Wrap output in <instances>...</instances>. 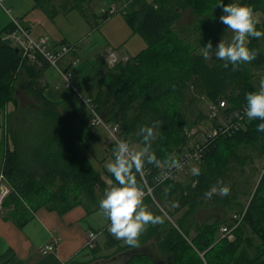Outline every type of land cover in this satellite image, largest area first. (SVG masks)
<instances>
[{"label": "trees", "instance_id": "16d2710c", "mask_svg": "<svg viewBox=\"0 0 264 264\" xmlns=\"http://www.w3.org/2000/svg\"><path fill=\"white\" fill-rule=\"evenodd\" d=\"M33 2L35 7L40 9L46 5L50 6V17H54L58 11L68 13L81 9L82 3H86L87 7L91 4V0H61L58 6H51V0ZM217 2L218 0H153L146 3L143 0H128L125 13L122 14L123 20L131 35L140 37L146 47L108 70L92 99L100 116L101 108L105 105L109 107L106 117L101 116L102 119L107 123L117 124L120 135L129 145L141 148V128L152 129L150 150L159 163H145L144 181L139 174L136 179L145 193L146 186L151 189V195L162 192L161 210L168 218H173L174 214L184 208L192 213L204 200L227 209L236 204L240 194L230 176L232 169L229 167L231 162L236 161V149L230 146L224 147L227 152L224 148L220 149L218 153L224 156L225 162L216 171L204 163L218 143L223 145L238 137L236 145H240V148L249 146L264 156V132L256 131L259 121H247L245 126L231 137H220L211 142L208 152L197 166L200 175L191 176L187 185L174 181L166 182L165 184L171 186L163 188L165 184L154 183L155 176L161 170L188 151L184 129H191L203 121L201 115L197 122L192 119L191 107L204 102L210 105L222 102L226 104V108L221 114L227 117L246 105V93L258 90L259 83L254 81V78L257 72L264 71V53L252 40H249L248 47L256 51V58L233 69L232 65L225 68L220 60L208 61L203 53L195 51L191 44L185 41L186 38L182 37L192 35L201 48L208 42H211L214 48L219 36L226 33V26L219 22L221 11L214 7ZM234 2L237 0H223L225 4ZM239 2L251 6L253 12H260L264 16V0ZM186 12L189 13L187 23L180 26L179 23ZM80 13L84 15L82 9ZM101 19L106 20L104 16ZM13 29L10 22L0 30V174L11 190L7 201L15 205L12 212L5 214V217L22 226L30 221L33 213L41 207L63 212L76 205L90 204L99 209L98 201L108 185L81 155L75 144V125L78 121L76 112L65 107L64 115L55 122V132L52 130L56 135L54 140L45 138L47 132L35 140L32 139L34 142H29L26 151L28 156L25 158L20 156L21 149L19 150L16 144L13 145L15 141L11 129L8 133L12 145L3 146L5 123L2 112L6 105L12 106L13 110L17 109L18 102L14 91L18 87L23 93L39 98L51 109L57 106L45 100L44 88L38 83L40 69L49 65L42 58H38L34 63H26L21 60L19 53L14 52L12 45L4 44V36ZM136 85L141 92L134 98L131 93ZM90 138L88 133L83 142ZM257 146L259 150L256 149ZM114 147L107 146L105 149L113 152ZM108 176L114 182L111 174ZM217 181L229 186L228 195L218 196L213 193L211 198H206L205 192L213 186L219 187ZM256 188L259 195L254 198L251 208L244 211L243 219L234 231V242L217 237L222 225L216 222L211 225H197L194 229L196 235L189 244V233L184 234L181 231L183 226L180 219L176 220L174 225L164 221L160 225L150 227L139 244L157 236L158 251L168 256L169 264H264V260H261L264 259V230L255 221L257 215L258 220L264 217V194H260L264 192V170ZM31 190L41 193L43 198L35 201L33 197H27ZM69 191L75 192L73 199L66 195ZM19 196L25 201L32 200V203L29 202V211L18 206ZM143 202L149 207L151 196L145 195ZM151 211L154 216H161V211ZM242 213L241 211L239 214ZM224 225L231 227L233 223ZM255 241H258V244ZM251 247L254 253H250ZM196 252L203 254L204 263ZM134 258L126 264H141ZM5 259L0 257V264H4Z\"/></svg>", "mask_w": 264, "mask_h": 264}, {"label": "rangeland", "instance_id": "374dc122", "mask_svg": "<svg viewBox=\"0 0 264 264\" xmlns=\"http://www.w3.org/2000/svg\"><path fill=\"white\" fill-rule=\"evenodd\" d=\"M121 1L122 0H91V4L88 5L89 7L85 5L86 3H82L80 5H82L81 9L84 15L80 13L81 9L79 8V10L74 9L68 13H62V11H58L57 19L53 20L54 24L50 23L46 32L42 34L43 36L48 37L52 42L54 40H59L57 41L58 43L62 42L69 45L83 41L81 48H79L75 53L79 63L75 68V73H73V78L71 79V89H68L64 86L63 81L59 76L56 75V73H54V71L49 69V74L47 73L45 75L46 80L48 81V90H58L56 91L59 94L58 101L62 103V105H67L69 109L76 112L81 120L89 119L90 115L88 111L82 106L81 100L79 98L84 100H92L95 97L97 88L101 84L103 76L108 72V69H106V65L103 61L106 55L110 56L109 52L108 54L106 52L107 48L110 47L114 51L122 52L125 56V60L121 62H125L127 59L126 57H133L146 47V44L140 37L137 35L132 36L130 34L121 13H117L108 20L101 19V12L103 10L108 9L110 6H115L117 9H120L123 5V2ZM54 2L59 3L61 0H53V3ZM34 6L35 4L33 0L4 1L3 7L5 9H9L10 14L8 16L0 7V30L10 24V18L19 21L23 26L29 24L32 27H37V24L39 26V23H37L38 20H36L39 16H42L43 21L44 19L48 20L46 10H49L50 6H45L44 8L37 10L34 9ZM83 16L89 18V20ZM188 16L189 13L186 12L183 16V19L179 23L180 26L187 23ZM254 17L257 21L256 27L261 31H264L263 14L260 12H254ZM43 23L45 22H42V24ZM121 28L124 31H121ZM232 35L233 33L226 29V33H223L221 36H219L217 43L219 41L225 43L230 42ZM182 37L184 39L186 38L185 41L191 44L195 51L198 53H203V49L193 40L192 35ZM250 40H252V42H254L264 53V36L258 40L254 38ZM212 53L209 51V57L207 60L211 62L218 60L213 56ZM262 79H264V71L257 72L254 81H257L260 84ZM140 92L141 91H139V87L136 85V87L132 89V97H138ZM14 97L18 102L17 109L13 110L12 106L6 105L2 112L5 123V129L3 130V146L8 147L10 144L12 145V143L9 142L10 134L8 133V130L11 129L12 133H14L15 142L13 145L16 144V146L19 147V150L21 149L22 152L20 153V156L21 158H25L28 156V152L26 151L29 142L33 143L36 138L43 136L45 132L48 133H46L47 135L45 137L47 140H54L56 135L52 130L55 132V122H57V118L59 119L62 115H64L65 107L57 105L51 109L46 106L45 103H43L39 98L23 93L19 87L14 91ZM47 97L50 98L49 94L46 95V98ZM191 108L193 111L192 119L197 122V119L201 115L203 117V121L198 122V125L191 129L190 127H186L184 129L183 135L186 137L188 148L197 142L200 136H202L205 131L210 129L211 125L214 126V123L211 124L209 120L210 104L208 102L194 105V107ZM108 110L109 107L107 105L101 108L100 114L103 118L106 117V112ZM220 112H222V110H220ZM79 118L76 123H81ZM77 128L78 126L75 125V130L77 132L75 135V138L77 137L75 144L79 152L91 164L94 170L95 168L97 169L95 171L101 175L102 180L106 185L109 186L111 179L108 176L110 173L106 170V165H102L101 160L98 161L97 159L95 160L93 158L94 153L89 152V149H91L89 146H87L89 147L88 149L83 146L85 144L83 141L87 138L88 129L86 130L84 126H82V129L79 130H77ZM102 138L105 139V132L103 133ZM237 138L238 137H235L223 145L222 143H218L219 145L217 148L213 149L204 160V163H206L211 170L216 171L225 162L224 156H220L218 153L220 149L226 146L236 149V161L231 162L229 167L232 169L230 171V176L233 180V183H235L238 187L240 194L236 202L237 204L234 203V205L227 209L219 204L212 205L209 201L204 200L203 204L197 207L194 212L189 213L188 209L184 208L179 213L174 214V218H168L166 213L161 210L163 205L161 204L160 200L162 192H160L151 195V205H149L148 208L150 210L155 209L162 211L161 216L159 217L160 220L162 218L165 222L168 221L175 224L176 220L182 219L183 230L181 229V231L184 234L188 232L191 238L196 235L194 229L197 225H211L215 224L216 222H219L221 225L229 224L231 223L233 215L239 214L244 209L247 210L251 208L254 198L259 195V192H257L256 183L260 175L261 166L264 164V162H262V155H259L255 149H251L249 146L240 148V145H236V142L238 141ZM11 147L12 146H10V148ZM130 147L135 150L139 149L137 146L133 147L130 145ZM256 149L259 150V146H257ZM223 150L227 152V148H224ZM106 153L111 157L113 156L112 151L106 150ZM27 163H29V161H27ZM30 168L31 166L29 165L28 169ZM190 177V174H186L180 178L178 182L182 185H187ZM170 186V184H165L163 188H168ZM3 190L7 191V194L4 196L2 195ZM10 192L11 190L9 186L2 179L0 174V214L4 216L5 214H10L15 207L14 204H11L7 201V197L9 196ZM214 194L220 196L218 191L214 192ZM260 194H264V192ZM28 195L29 197H33V200L35 201H37L39 198H43L41 193H36L35 190L29 191V193H27V197ZM66 195L69 196L70 199H73L75 192L69 191ZM29 202L32 203V200L30 199L29 201H25L22 199V197H17L18 206L24 208L26 211H29ZM255 221L257 222V225L264 230V217H260L258 220L257 215L255 216ZM150 225L151 224L147 225L144 230L146 231ZM154 226H156V224H152V227ZM141 234L137 236L136 240L140 241L141 238L145 236L144 232L142 235ZM236 235H238V233H236ZM106 236L107 235H102V237L97 242L99 248L97 252L98 257L105 256L109 252V250L107 251L108 245ZM217 237L221 239L220 236ZM253 239L257 240L256 238ZM120 240L121 241L119 243H116L110 248L111 252L118 251L120 253L126 249H123V247L127 243L123 239ZM151 240L152 243L157 245V236L151 237L150 241ZM235 240L236 238L234 236V241ZM255 242L257 243L258 241ZM249 251H251L250 253H254L252 247L249 248ZM261 251H263V249H261ZM106 257L99 258L102 261L98 260L96 263L122 264L123 262V260L120 261L119 259L116 261H111V259L107 260ZM134 259L139 260L141 264H151L150 260L147 261L146 257L144 256H136ZM261 260L263 261L264 259L261 258ZM96 263L94 262L93 264Z\"/></svg>", "mask_w": 264, "mask_h": 264}, {"label": "crops", "instance_id": "0c3cea01", "mask_svg": "<svg viewBox=\"0 0 264 264\" xmlns=\"http://www.w3.org/2000/svg\"><path fill=\"white\" fill-rule=\"evenodd\" d=\"M127 1L128 0H122L121 2H123L122 4H125ZM60 3L61 2L53 3V0H51V6H58ZM34 9L37 10L40 8L34 6ZM46 12L49 22L45 19L43 21L42 16H39L36 19L38 20L37 23H39V26L38 24L37 27H32L29 24L23 26L19 22L20 26L28 29L34 38L43 37L42 34L46 32L50 23H53V20L57 19L58 17V13H56L54 17H50L49 11L46 10ZM42 22L45 23L42 24ZM121 31L124 30H122L121 28ZM57 41L54 40L53 43L58 44ZM106 52L107 54L109 52L110 56L106 55L103 61L106 65V69L108 70H110L118 62L125 60V56L122 52L114 51L110 47L107 48ZM126 58V60H128L130 57ZM72 59L78 60V58L74 54V56L65 59L62 62L61 66L66 67ZM49 69L54 71V73H56V75L58 76L57 72L49 66H44L40 69L38 83L42 88H44L43 96L48 102L68 108L67 105H62V103L58 101L59 94L56 92L58 90H48V81L46 80L45 75L48 73V71H50ZM100 86L101 84L97 88V92ZM48 94L50 98H46V95ZM79 120L81 123L76 124V126H78L77 130L82 129V126H84L86 130L88 129V133L91 136L89 140L85 141V144L83 146L87 149L90 147L91 149H89V152L94 153L93 158L95 160L97 159L98 161L101 160V164L106 165L112 159V157L106 153V149H104L102 145L105 140L102 138L104 130L100 127H88L90 116L89 119L81 120L79 118ZM262 157V162H264V156ZM95 170L97 169L95 168ZM263 170L264 164H262L261 166L257 183L259 182ZM245 210L246 209L242 210V212H244ZM163 222L164 220L161 218L160 222L157 223L156 226L162 224ZM170 223L173 224V222ZM108 224L109 221L107 217L103 215L102 211L90 204L76 205L63 212L41 207L33 213L32 219L22 226L16 225L12 221L6 219L4 215L0 214V257L6 258L4 264H93L94 262H98V260L102 261L99 258L107 256V260L111 259V261H116L117 259H119L120 261L123 260L122 264H126L125 262L127 258L121 254L135 248L153 246L159 258L167 259L165 255L161 254L158 251L157 245L155 243H152V240L150 241V239L145 241L142 245L139 244L138 240H135L134 245H129L127 243L126 245H124L123 249H126H124L122 253H119L118 251L111 252L110 248L116 243H119L121 240L116 239L112 234L109 233ZM150 227H152V224L150 225ZM146 231H143L144 235ZM89 232L99 233L96 241V246L93 251H87L84 249V245L86 243L87 235ZM102 235H107V251L109 250L110 253L108 252L107 255L98 257L97 252L99 248L97 242L102 237ZM53 237L59 238V241L56 243L54 250L50 253H47L46 255H42L40 253L41 248L49 245L52 242ZM193 238L189 236V239L187 238V242L190 244V241ZM196 253L204 263L203 254L198 252ZM134 260L139 261L137 259Z\"/></svg>", "mask_w": 264, "mask_h": 264}, {"label": "clouds", "instance_id": "9594fccd", "mask_svg": "<svg viewBox=\"0 0 264 264\" xmlns=\"http://www.w3.org/2000/svg\"><path fill=\"white\" fill-rule=\"evenodd\" d=\"M214 7L221 11L219 22L226 26L233 35L230 42L219 41L213 48L211 42L202 46L203 56L209 57V50L213 56L223 62L227 68L232 65L235 69L241 63H249L256 58V51L249 49L250 39H260L264 31L256 27V19L251 6L240 3H223L218 0ZM246 106L244 115L249 121L258 120L257 132H264V79L260 81L258 90L245 94ZM142 144L139 150L130 147L125 140L116 142L112 159L106 164V170L113 177L114 182L104 190L98 201L99 210L107 217L108 231L116 239H123L129 245H134L135 240L149 224L160 222L158 216L144 204L145 192L138 185L136 176L141 173L145 163L158 164L155 154L150 150L152 138L151 128H141ZM191 174L200 175V169L193 166ZM219 187L213 186L204 193L206 198H211L218 191L221 196H227L230 188L227 184L217 181Z\"/></svg>", "mask_w": 264, "mask_h": 264}, {"label": "built area", "instance_id": "2783aa9c", "mask_svg": "<svg viewBox=\"0 0 264 264\" xmlns=\"http://www.w3.org/2000/svg\"><path fill=\"white\" fill-rule=\"evenodd\" d=\"M6 0H0V7L4 12L9 16V9L3 7V2ZM146 3H149L153 0H143ZM126 10V3L122 5L120 9H117L115 6H110L108 9H105L101 12V15L110 19L112 16L117 13L124 14ZM13 30L6 33L4 39L11 41L13 48L18 50V53L21 57V60L26 63H34L38 58H42L49 67L53 68L60 79L63 81V84L66 88L71 89V79L73 78V73L77 67L78 60L72 59L66 67H62L61 63L71 56H74L76 51L81 48L83 41H79L73 45L69 44H56L53 43L48 37H38L34 38L31 35V32L28 29L20 26L19 22L10 18ZM79 98V97H78ZM81 100L82 106L86 109L90 115L89 126L91 128L100 127L104 130L106 137L103 142V147L115 146L116 142L119 140H124L120 135V129L117 124H111L105 122L101 116L97 113L96 107L93 104L92 100ZM246 106V105H245ZM235 111L232 115L227 117L223 116L220 110L226 108V104L220 102L218 105H210L209 110V120L211 125L208 131L200 136L199 140L195 142L187 152L181 154L177 159H175L171 164H169L165 169L161 170L154 178V183L156 185H162L166 182H176L186 174H191V168L193 166L197 167L202 161L205 154L208 152V148L212 141L216 138H229L236 131L240 130L245 126L247 117L244 115V108ZM140 177L144 181V175H146V170L143 168ZM7 191L3 190L2 195H6ZM146 195L151 196V189L146 186ZM244 216L242 214H236L232 217L233 226L229 227L227 225H222L219 228V236L221 239H226L228 242L234 241V231L241 223ZM99 233L89 232L87 235V240L84 245V249L87 251H92L95 249L96 241ZM59 241V238L53 237L52 242L41 248L40 253L46 255L54 250L56 243Z\"/></svg>", "mask_w": 264, "mask_h": 264}, {"label": "water", "instance_id": "95a60500", "mask_svg": "<svg viewBox=\"0 0 264 264\" xmlns=\"http://www.w3.org/2000/svg\"><path fill=\"white\" fill-rule=\"evenodd\" d=\"M4 44L7 46H11V41L8 39L4 40ZM14 52L18 54V50L14 49ZM151 248V253L147 254V249ZM124 257L127 258L126 262L127 263L130 259L136 256H144L148 260H150L151 264H164L165 259L164 258H159L158 255L156 254L154 247L153 246H148V247H143V248H135L132 250H128L124 252L123 254ZM168 259V256H166Z\"/></svg>", "mask_w": 264, "mask_h": 264}, {"label": "flooded vegetation", "instance_id": "af4514ba", "mask_svg": "<svg viewBox=\"0 0 264 264\" xmlns=\"http://www.w3.org/2000/svg\"><path fill=\"white\" fill-rule=\"evenodd\" d=\"M151 253V248L147 249V254ZM165 259V258H164ZM170 261H168V259H165L164 264H169Z\"/></svg>", "mask_w": 264, "mask_h": 264}]
</instances>
